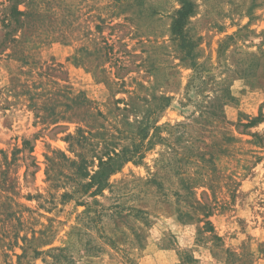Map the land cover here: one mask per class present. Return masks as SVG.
I'll use <instances>...</instances> for the list:
<instances>
[{
  "label": "rangeland",
  "instance_id": "obj_1",
  "mask_svg": "<svg viewBox=\"0 0 264 264\" xmlns=\"http://www.w3.org/2000/svg\"><path fill=\"white\" fill-rule=\"evenodd\" d=\"M188 1L178 37L181 0H0V264H264V0ZM153 108L164 140L82 204L66 158Z\"/></svg>",
  "mask_w": 264,
  "mask_h": 264
},
{
  "label": "trees",
  "instance_id": "obj_2",
  "mask_svg": "<svg viewBox=\"0 0 264 264\" xmlns=\"http://www.w3.org/2000/svg\"><path fill=\"white\" fill-rule=\"evenodd\" d=\"M181 1L182 6L177 11V16L175 18L173 27V33L178 37L183 35V27L185 25L186 19L188 16H190V14L193 13L192 2H189L188 0ZM223 47L224 46H221V49H223ZM189 53L190 52H188V54ZM194 67L196 72L192 80L189 82L188 89L193 86H196V88H201V86L196 84V80L199 79V81L204 83L201 89V91L204 92L207 86L206 78L212 79V76L211 74H209V76L203 75V73L207 71L205 68L197 66L196 64H194ZM250 75L251 72L249 74H245V77H250ZM215 87L217 88L214 89V96H209V100L203 99L200 103L202 118L207 117L206 112L209 111V108L219 110V115L224 117V105L234 99L226 80L216 81ZM165 101L166 102H163L161 109L167 107L170 103V101L168 102V97L165 98ZM262 107L263 105L260 107L259 114L257 116H253L248 123L244 124V126H253L263 120L264 115ZM157 111L158 108L149 110L143 120L140 121L138 132L132 136L135 142L131 146H119L120 144L117 141L104 142V145L101 148L91 149V151H93L91 158H88V156L86 157V155L83 153L79 154L80 159L78 161L71 160L68 157L66 158L67 161H69V164L71 163V166H75V173L81 177V179H84L81 181L78 180L76 187L73 188V192L77 193L78 196L83 198V201L81 202L82 204L87 202L90 198L95 197L97 194L102 193L104 189L109 186L110 176L119 171L125 163L129 161H142L147 150L153 148V146L158 141L164 140V138L160 136L161 126L156 125V121L154 120V115L157 113ZM89 127L90 129L88 131L82 127L78 128L77 134L69 135L68 138L75 140L78 146L84 149L87 148L88 145H92V143L89 142L90 137L88 136L89 134H93L91 130L92 126ZM150 128H153L154 132L149 137ZM86 132H88V135ZM25 143L26 145L29 144V140H26ZM30 151H33L32 146L30 147ZM95 166L96 168H92ZM74 193H66V195H74Z\"/></svg>",
  "mask_w": 264,
  "mask_h": 264
}]
</instances>
